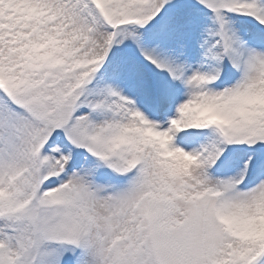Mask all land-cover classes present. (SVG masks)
<instances>
[{"label": "snow or ice", "instance_id": "snow-or-ice-1", "mask_svg": "<svg viewBox=\"0 0 264 264\" xmlns=\"http://www.w3.org/2000/svg\"><path fill=\"white\" fill-rule=\"evenodd\" d=\"M0 264H264V0H0Z\"/></svg>", "mask_w": 264, "mask_h": 264}]
</instances>
